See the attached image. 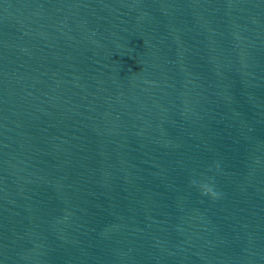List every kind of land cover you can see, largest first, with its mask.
<instances>
[{
  "label": "water",
  "instance_id": "95a60500",
  "mask_svg": "<svg viewBox=\"0 0 264 264\" xmlns=\"http://www.w3.org/2000/svg\"><path fill=\"white\" fill-rule=\"evenodd\" d=\"M0 264H264V0H0Z\"/></svg>",
  "mask_w": 264,
  "mask_h": 264
},
{
  "label": "clouds",
  "instance_id": "9594fccd",
  "mask_svg": "<svg viewBox=\"0 0 264 264\" xmlns=\"http://www.w3.org/2000/svg\"><path fill=\"white\" fill-rule=\"evenodd\" d=\"M219 171H220L219 162H213V164L209 165L208 168L206 169L207 173H219ZM215 180H216L215 174L206 175L200 180H197L195 178L190 179L189 186L197 188L202 197H208L212 201H215L220 199L222 196V192L217 190Z\"/></svg>",
  "mask_w": 264,
  "mask_h": 264
}]
</instances>
